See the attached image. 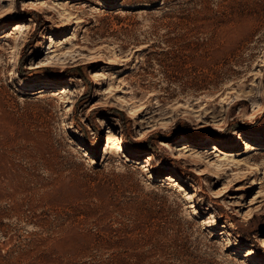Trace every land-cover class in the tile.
<instances>
[{
	"label": "rangeland",
	"instance_id": "374dc122",
	"mask_svg": "<svg viewBox=\"0 0 264 264\" xmlns=\"http://www.w3.org/2000/svg\"><path fill=\"white\" fill-rule=\"evenodd\" d=\"M30 1L0 0V264H264V0Z\"/></svg>",
	"mask_w": 264,
	"mask_h": 264
},
{
	"label": "bare ground",
	"instance_id": "6f19581e",
	"mask_svg": "<svg viewBox=\"0 0 264 264\" xmlns=\"http://www.w3.org/2000/svg\"><path fill=\"white\" fill-rule=\"evenodd\" d=\"M51 8L52 7L50 6L49 2H47L46 0H31L30 1V9H32V10H40V11L41 10H51ZM63 9L65 11V8H63ZM10 29L13 30L14 35H12V36H14V37H11V35H6V36H9V37H11L13 39H18L19 36H20L19 34H21V32L23 30H26L28 28H27V24L26 23L18 22V23L13 24L10 27ZM6 31L7 30H4V32H6ZM61 45H63L61 42L59 44V42H55L53 40V43L48 47V49L50 50V52L48 53V55L46 56V58L44 60L39 61L36 65H34L33 66V69H40V70L43 69L44 70V68H46V67H53L57 63V61H58L57 58L59 56H60V58L61 57L63 58L65 56V53L63 51L59 52L58 54H54V52L56 51L55 50L56 47L57 46H61ZM59 63H60V61H59ZM18 74L19 73L15 72L14 76H17ZM99 77H100V74H98L96 71L91 72L90 78L92 80H95L96 81V80L99 79ZM56 94L62 95V96L64 95V96H67V98H69V100L67 101L68 102V107H69L68 109L71 110L74 107L76 101L74 100V98H72L70 96L71 95V89H69L68 87L61 88V89H59V90L56 91ZM202 110H207V106L206 105L203 106L202 107ZM223 111H226L225 110V107H224ZM146 114H147L146 109L145 110L144 109L143 110H139L138 113L134 112V110L132 108H129L127 110V115L131 119H133L135 121V124L140 127L142 133L148 127V125H147L148 122L144 119V116ZM214 120H216V119H214ZM68 128L69 129H72V130H74V131L77 132V127L74 125V123L72 121H69ZM218 129L221 130V128H219V127H218ZM108 135H109L108 136V138H109L108 140L109 141H107V142H111L110 140H112V135H113V130L111 128H109ZM185 141L190 142V140L181 139L180 144H178V145L179 146H181V144L183 145V143H181V142H185ZM207 144H210L212 146L211 148L213 150L212 151L213 153H219V154H223L224 153L223 149L221 147H219V145L216 144L215 142H212L211 138H204V139L199 140L198 143H197V146L206 147ZM245 144L247 145V148L250 150L249 147H251V145L249 144V142H246L243 138H241L238 142L235 143L234 148L236 150H232V152L235 153L236 156H239L240 154H239V152H238L237 149L241 145H245ZM163 145L164 146H175V145H177V143L164 142ZM186 145H187V143L185 142L184 145H183V148H180L179 150H177L176 155H174L175 156L174 157L175 159L181 160V159H184L187 156V154L190 151L189 150H186V147H185ZM196 157H198L199 159H203L204 160L207 157H211V154L210 153L209 154L205 153L204 155H202V154H200V152H197ZM162 181L164 183L170 185L178 193L182 194V196L185 199H191L193 197V195H194L192 191H190L189 189H187L177 178H175L172 175H166V176H164L162 178ZM226 187L227 186H225V188ZM227 191H228V189L225 190V192H227ZM190 207L191 208H195V205L194 204H191ZM261 241H262L261 245L264 248V238ZM254 255H255L254 251H249L246 254L247 257H253Z\"/></svg>",
	"mask_w": 264,
	"mask_h": 264
},
{
	"label": "trees",
	"instance_id": "16d2710c",
	"mask_svg": "<svg viewBox=\"0 0 264 264\" xmlns=\"http://www.w3.org/2000/svg\"><path fill=\"white\" fill-rule=\"evenodd\" d=\"M23 63H24V58H23V60L20 62V64L21 65H23ZM77 68V70H80V67H76ZM47 72V75L48 76H50V77H52V74L50 73V67H46V68H44ZM19 73L20 74H25V71H23V69H21V68H19ZM81 76V75H80ZM240 128H242V127H237V129H240ZM151 150H155V148L154 147H151Z\"/></svg>",
	"mask_w": 264,
	"mask_h": 264
}]
</instances>
